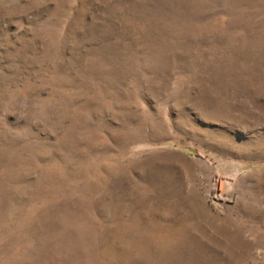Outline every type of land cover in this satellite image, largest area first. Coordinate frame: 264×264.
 Wrapping results in <instances>:
<instances>
[{"label":"rangeland","instance_id":"rangeland-1","mask_svg":"<svg viewBox=\"0 0 264 264\" xmlns=\"http://www.w3.org/2000/svg\"><path fill=\"white\" fill-rule=\"evenodd\" d=\"M0 264H264V0H0Z\"/></svg>","mask_w":264,"mask_h":264}]
</instances>
